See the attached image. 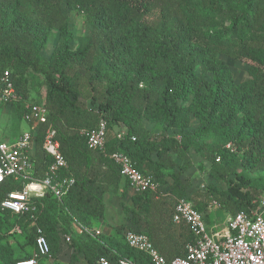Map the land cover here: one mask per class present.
I'll list each match as a JSON object with an SVG mask.
<instances>
[{"label":"trees","instance_id":"trees-1","mask_svg":"<svg viewBox=\"0 0 264 264\" xmlns=\"http://www.w3.org/2000/svg\"><path fill=\"white\" fill-rule=\"evenodd\" d=\"M73 12L84 16L88 36L73 35L69 27ZM217 16L226 23L222 28L215 26ZM52 30L59 33L53 58L41 64L38 52ZM229 58L246 66L245 80H235ZM25 68L42 73L48 89L44 102H38L48 115L34 137L35 172L42 176L49 162L41 143L44 130L52 127L67 162L61 174L75 179L60 201L50 193L32 198V218L15 214L30 224L27 238L34 247L38 226L55 257L59 234L69 230V220L87 236L83 229L104 216L109 187L114 189L124 180L122 192L126 191L128 183L118 167L99 151L89 150L79 133L100 119L106 123V153L123 152L138 170L161 179L165 169L182 170L176 158L186 161L192 146L198 152L208 149L216 177L223 179L231 172L235 178L232 192L208 187L220 207L229 214L257 207L259 201L249 193L250 179L237 173L234 163L246 171L264 169V0H0V70L11 71L22 97L25 93L18 90L15 72ZM72 69L84 76L96 110L83 108ZM190 116L198 124L191 135H185ZM143 120L159 123L157 139L148 138ZM113 127L121 129L110 137ZM208 138L215 140L206 144L203 140ZM21 187L12 177L6 178L0 184V202ZM169 195L192 200L199 211L207 207L206 201L195 202L183 192ZM131 201L134 210L127 211L132 217L135 211L145 214V232L158 243L159 220L170 224L171 207L150 191L134 194ZM114 242L87 236L86 241L76 239V247L87 264H94L98 256L150 264L125 242ZM0 260L5 264L18 260L1 241Z\"/></svg>","mask_w":264,"mask_h":264},{"label":"built area","instance_id":"built-area-1","mask_svg":"<svg viewBox=\"0 0 264 264\" xmlns=\"http://www.w3.org/2000/svg\"><path fill=\"white\" fill-rule=\"evenodd\" d=\"M19 99L14 85V77L9 69L0 70V104L9 106ZM48 110L43 104L26 105L23 119L30 125L29 131H23L11 142L0 141V184L12 177L21 184V189L9 192L0 202V209L17 215L31 214L35 211L32 198L50 193L60 201L68 194L75 179L70 174H61L67 170V162L60 152V143L56 130L48 127L44 130L41 147L49 162L41 177L34 174L33 146L39 127L46 121ZM89 150H97L109 158L119 170L123 179L136 193L150 191L161 194L160 186L154 176L138 170L132 159L125 153L105 152L106 123L100 119L94 127L79 130ZM134 139V138H133ZM229 146V145H227ZM167 195V193H165ZM172 222L184 225L191 239L183 246L181 255L167 260L153 245L144 230L127 229L124 241L132 249L145 255L150 264H264V196L255 209L238 210L229 214L225 226L220 231L210 233L206 229V219L192 200L173 197ZM91 233L88 228L83 229ZM96 234L99 231H95ZM70 242V237H65ZM35 254L21 259L15 264H36L39 257H50V246L40 227L35 229ZM94 264H136L127 258L112 260L98 256Z\"/></svg>","mask_w":264,"mask_h":264},{"label":"rangeland","instance_id":"rangeland-1","mask_svg":"<svg viewBox=\"0 0 264 264\" xmlns=\"http://www.w3.org/2000/svg\"><path fill=\"white\" fill-rule=\"evenodd\" d=\"M225 21L217 16L215 18V26L222 28L225 26ZM69 27L72 31L73 35L76 38H82L88 36L90 33V27L85 21V18L81 14H77L73 12L69 18ZM59 33L56 30H52L49 34V37L45 43V45L39 49L38 56L40 59V63L44 64L45 62H49L53 58L54 49L58 42ZM79 40L75 41V46L78 45ZM228 64L233 72L234 78L237 82L245 80L246 75V66L232 58L227 59ZM14 71V70H13ZM71 74L74 77H77L79 81V88L81 89V95L79 97L83 108L96 110V104L91 102V94L92 92L89 89V85L87 84L82 73L77 69L70 70ZM15 78L18 80V90L20 93H25V97H22L19 94V99L13 104L9 105V107L0 104V140H4L7 142H11L16 139L22 131H29L30 125L26 122L22 115L24 113L26 105H29L34 102H44L45 96L47 94V84L44 78V75L38 71L33 69L25 68L22 73L15 72ZM105 84L102 86L104 88ZM182 104V102H180ZM4 107H6L4 109ZM197 119L195 117L190 116L188 126L185 128V135H191L192 131L197 127ZM143 126L147 131V136L150 139H157L159 137L160 126L158 122H149L147 120H143ZM118 127H113L108 131V136L112 137L116 133ZM171 134V133H169ZM215 140V138L204 139L203 141L206 144H211ZM33 149L36 151V144H34ZM209 151L206 149L204 152H198L194 146H192L186 152V161H183L180 158H176V161L182 166V170L179 172L177 168L174 170H164L165 175L164 178L161 177L159 179L154 173L148 172L156 178L158 184L160 186L159 190L162 192L161 194H154L156 198L160 200H165L169 207H173L174 200L173 197H170V192L177 193L183 192L184 194L191 196L195 202L197 200H204L207 203L208 208L215 207L216 211L221 213V207L219 202L212 196L208 187H212L217 191H230L231 186L235 182L234 174L231 172L223 179H219L216 177L217 173L213 170L211 162L207 159L210 155L207 153ZM207 156H206V155ZM174 156V154H173ZM217 161V160H216ZM236 166L235 171L237 173L243 174L245 177L250 179L249 193L253 200L260 201V199L264 196V169H256L252 171H246L242 165H238V163H234ZM215 173L214 174H212ZM173 175H177L175 178ZM123 181V182H122ZM121 181V184L116 186L114 189H110L104 196V208L105 213L100 221L96 219L93 224L94 227H90L92 235L94 237H102L105 239L114 240V244L124 243V231L127 229H138L135 228L134 223L137 221H141L144 223L143 217L145 214L142 212H136L135 216L132 217L131 213L127 211V208H133L131 197L136 194L135 191H128L126 189L125 192H122L123 186L126 183L124 180ZM176 184V186L174 185ZM128 185V184H127ZM167 193V195H165ZM202 212L205 213L206 209H202ZM55 215H62L59 211H55ZM227 214L222 213L219 214L215 221L217 223H224L226 221ZM1 218V226H0V241L3 244L8 245V240L10 239L12 244H15L14 248H12L13 257H23V256H33L35 254L34 244L31 243L27 234L30 230V224L26 222V219H20L17 215L9 213L7 211H0ZM135 219V220H134ZM210 217L209 222H206V229L210 233L214 220ZM134 220V221H133ZM220 225V224H219ZM63 227V226H62ZM215 231L219 229L218 226L213 228ZM99 231L98 234L95 231ZM16 237H22L21 241H13ZM64 236H69L72 243L66 242ZM68 230L66 232H62L59 234V245L64 247V250L60 251L58 255L55 257H50L48 259H42L41 261L47 262V264H87L86 258L83 256V253L78 251L76 247V238L73 237ZM87 236L90 237L88 234ZM87 236H85V241L87 240ZM92 237V236H91ZM63 241L61 242V240ZM0 264H5L0 260Z\"/></svg>","mask_w":264,"mask_h":264},{"label":"crops","instance_id":"crops-1","mask_svg":"<svg viewBox=\"0 0 264 264\" xmlns=\"http://www.w3.org/2000/svg\"><path fill=\"white\" fill-rule=\"evenodd\" d=\"M7 107H9V106H7ZM6 107H4V109H5ZM23 132V131H22ZM21 132V133H22ZM20 133V134H21ZM15 140V139H14ZM0 141H4V140H0ZM32 152H33V161H34V159L36 158V151L34 150V149H32ZM44 173V172H43ZM34 174H35V176L36 177H41V173H38V174H36V172H35V168H34ZM158 182V181H157ZM110 189H113V186H110L109 187V189L106 191V193L110 190ZM127 189H128V191H133L130 187H129V185L127 186ZM105 193V194H106ZM45 194H47V193H45ZM44 194V195H45ZM155 194V193H154ZM44 195L42 196V197H39V198H43L44 197ZM105 196V195H104ZM156 196V195H155ZM39 198H37V199H39ZM52 198H54L53 196H52ZM208 208V206L206 207V211H205V213H204V215H205V219H206V222L207 223H210L209 222V219H210V217H212L213 219H211L212 221L214 220V222H213V224H212V226H218L219 227V229L217 230V231H220V230H222L223 228H224V223H217L216 221H215V219H217V217H218V215L219 214H222V213H225V214H227L226 216H228L229 215V213L228 212H226L224 209H221V213H219V211L217 212L216 211V209H215V207H212V208H210V209H207ZM172 211H173V207H172V209H171ZM7 212H9V211H7ZM9 213H12V212H9ZM12 214H14V213H12ZM15 215V214H14ZM158 214H155V220H156V218L158 217L157 216ZM168 218H170V224H167V225H165L164 223H163V219L161 218L160 220H159V223H161L160 225H158V230H157V234H158V238H157V241H158V243H155L154 244V242H153V245H155V247L158 249V251L166 258V259H171V258H173V257H175V256H178V255H181L182 254V252H183V246H184V244L189 240V239H191V235L189 234V232H188V230H187V228L184 226V225H177V224H175V223H173L172 222V219H171V211H170V216L168 217ZM101 220V218L100 219H98V221H100ZM162 221V222H161ZM59 224L61 225V226H63L64 225V222L63 221H59ZM220 224V225H219ZM92 227H94L95 226V224H93L92 223ZM134 225H135V228L136 227H138V229H141V230H144V231H146L147 232V227H146V223H142L141 221H139L138 223H134ZM213 227V228H214ZM68 228H69V232L71 233V234H73L74 236V238H76V239H80V241H83V240H85L86 238H85V236L83 235V233H82V227L77 223V222H75L74 220H69V224H68ZM213 228H211V230L212 231H215ZM89 229V228H88ZM90 230V232H92L91 231V229H89ZM98 231V230H97ZM90 236H92V237H94V235H92V233H88ZM64 237H66V236H64ZM188 239V240H187ZM21 241L22 240V237H16L15 236V238H14V240L13 241ZM63 241V239L61 240V242ZM125 242V241H124ZM12 243H14V242H12L10 239L8 240V246L12 249V248H14V246H15V244H12ZM69 243H72V241H71V239H70V242ZM7 244V243H6ZM59 252L56 254V255H58L59 253H60V251L62 250H64V247L63 246H61V244L59 245ZM25 257H27V255L26 256H23V257H18L17 259V261H19V260H21V259H25ZM51 257V256H50ZM50 257H39V258H37V260H36V264H47V262H46V260L45 261H41V262H39L40 260H42V259H48V258H50ZM14 258H16V257H14Z\"/></svg>","mask_w":264,"mask_h":264}]
</instances>
